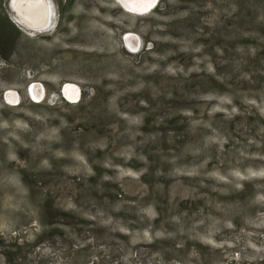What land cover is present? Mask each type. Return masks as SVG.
I'll use <instances>...</instances> for the list:
<instances>
[{
    "label": "rangeland",
    "instance_id": "obj_1",
    "mask_svg": "<svg viewBox=\"0 0 264 264\" xmlns=\"http://www.w3.org/2000/svg\"><path fill=\"white\" fill-rule=\"evenodd\" d=\"M49 2L0 0V264H264V0Z\"/></svg>",
    "mask_w": 264,
    "mask_h": 264
},
{
    "label": "bare ground",
    "instance_id": "obj_2",
    "mask_svg": "<svg viewBox=\"0 0 264 264\" xmlns=\"http://www.w3.org/2000/svg\"><path fill=\"white\" fill-rule=\"evenodd\" d=\"M119 2L125 8L144 11L154 7L157 0H119ZM10 7L11 12L14 13L16 23L22 28H24L23 26L27 28H44L51 23L53 9L49 0H10ZM66 94L67 97L73 99L72 93L70 95H68L69 92Z\"/></svg>",
    "mask_w": 264,
    "mask_h": 264
},
{
    "label": "trees",
    "instance_id": "obj_3",
    "mask_svg": "<svg viewBox=\"0 0 264 264\" xmlns=\"http://www.w3.org/2000/svg\"><path fill=\"white\" fill-rule=\"evenodd\" d=\"M21 33L16 25L9 19L7 13H5L0 7V38H6L5 42L7 45L13 46L15 37L19 36ZM3 36V37H2ZM9 264H20L15 262L12 258L8 256Z\"/></svg>",
    "mask_w": 264,
    "mask_h": 264
}]
</instances>
